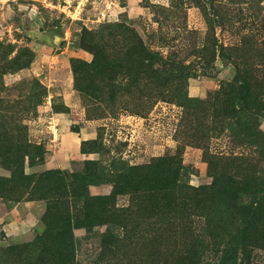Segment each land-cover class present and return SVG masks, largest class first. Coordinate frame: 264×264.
Returning <instances> with one entry per match:
<instances>
[{
  "label": "rangeland",
  "instance_id": "374dc122",
  "mask_svg": "<svg viewBox=\"0 0 264 264\" xmlns=\"http://www.w3.org/2000/svg\"><path fill=\"white\" fill-rule=\"evenodd\" d=\"M0 264H264V0H0Z\"/></svg>",
  "mask_w": 264,
  "mask_h": 264
}]
</instances>
